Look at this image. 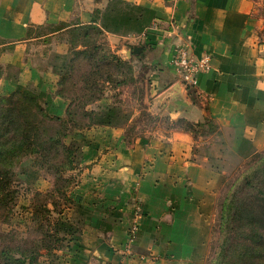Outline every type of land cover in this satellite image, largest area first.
Wrapping results in <instances>:
<instances>
[{
  "label": "crops",
  "instance_id": "crops-1",
  "mask_svg": "<svg viewBox=\"0 0 264 264\" xmlns=\"http://www.w3.org/2000/svg\"><path fill=\"white\" fill-rule=\"evenodd\" d=\"M95 15L113 48L138 43L135 62L149 66V109L200 132L176 128L126 147L114 122L103 125L105 132L87 131L81 165L89 169L75 189L82 204H94L93 214L87 209L88 224L55 251L52 264H204L219 195L246 160L264 151V42L250 7L246 0H0L7 47L0 52V95L31 90L50 115L63 117L67 101L55 92L64 53L37 64L27 52L34 40L28 31L63 26L57 35L92 24ZM180 45L210 58L211 70L192 89L170 66ZM136 208L139 230L129 242Z\"/></svg>",
  "mask_w": 264,
  "mask_h": 264
},
{
  "label": "rangeland",
  "instance_id": "rangeland-1",
  "mask_svg": "<svg viewBox=\"0 0 264 264\" xmlns=\"http://www.w3.org/2000/svg\"><path fill=\"white\" fill-rule=\"evenodd\" d=\"M246 1L250 7L251 16L257 23V36L264 42V0ZM62 27L32 28L31 38L34 40L29 44L27 52L37 64L40 63L44 66L52 64L59 58L58 54L64 53L66 67L61 71V81L58 83L56 94L67 100L66 104L69 105V110L72 112L71 119L73 121H68L70 118H64L68 131L64 142L72 149L73 168L63 172L60 177L53 170L45 167V164L35 163L33 157L23 158L14 171L15 176L11 185L13 196L9 207L6 211L0 209L1 231L13 230L22 235L23 240L19 242L21 245H24V242L26 245H30L31 241H34L40 246L39 240L43 236V231H33L27 227L31 225L32 214L40 208L39 206H47L52 222L58 223L56 227L50 226V229L53 232L56 229L60 241L51 254L39 257V262L36 264H52L56 256L55 251L58 248L66 247L75 238V235L82 233L88 224L85 219L91 218V214H93L94 204H82L75 189L83 182L86 170L89 169V166L81 165L83 147L88 143L85 135L87 131L93 127L94 130L105 132L103 125H111L114 122V125L123 128L122 141L124 145L131 147L139 138H162L171 130L176 129L177 125L178 127L182 126V124L179 125L175 123L176 121L170 120L162 110L151 111L149 109V103L153 99L149 66L135 62L141 52L137 56L131 55L133 58L131 57L130 61L124 60L126 58L124 51L129 48L131 51L133 46H138L137 42H127L123 44L124 46L119 45V47L113 48L104 34L99 35L92 30L88 32V38L84 36L85 27L82 26L61 34H53L55 30ZM3 45L0 41V52L7 48ZM84 46H88L86 48L88 52H96L95 59L99 61L91 63L83 55L76 57V52L84 50ZM93 47H96V51ZM112 56L125 62L126 66L121 68L114 66V62L111 63ZM101 57L108 58V61L102 60ZM99 69L100 74H98ZM91 72L95 73L92 77L97 80L98 91H86L91 88H87L88 81L85 82L91 77ZM94 97L97 99L91 100ZM84 109L92 113L90 119L83 115ZM197 127L198 125L193 130L194 134L200 132ZM257 155L260 158L264 157V151L258 152L246 160L229 177L219 195L211 230L210 254L204 264H208L217 250L220 225L225 212L223 206L227 202V196L232 191H238L239 195L243 191L242 197L253 198L256 196V189L260 188L261 183L264 182V177L259 176L253 179L252 190L244 188L243 179L258 165L259 159L255 158ZM63 161H65L63 156H59L54 163L59 165ZM62 176L67 180L62 184L67 200L56 194L47 198L37 195L48 194L47 192L52 191L55 184H60L56 179L60 180ZM236 185L238 187L235 188ZM54 202H58L59 205L57 206ZM87 209L92 210L91 214ZM39 214L42 215L41 212ZM88 214L90 216L86 217ZM235 238L238 237L235 235ZM1 244L0 241V246ZM41 252V254L44 253L43 250Z\"/></svg>",
  "mask_w": 264,
  "mask_h": 264
},
{
  "label": "trees",
  "instance_id": "trees-1",
  "mask_svg": "<svg viewBox=\"0 0 264 264\" xmlns=\"http://www.w3.org/2000/svg\"><path fill=\"white\" fill-rule=\"evenodd\" d=\"M95 14L97 13L95 12ZM96 20L95 15L92 24L82 26L85 27L84 36L87 38L88 32L92 30L103 35L102 30L95 25ZM31 29L27 35L29 38ZM87 47L84 46V50L76 52V57L83 55L91 63L99 61L95 59L96 52H88ZM93 48L96 51V47ZM101 58L108 61L106 57ZM111 60V63L114 62V66L117 68L126 66V63L116 56H112ZM100 73L99 69L98 74ZM3 74L4 67L0 64V78ZM93 74L95 73L91 72V77L85 81H88L87 88L91 87L90 89L85 88L86 91H98V83L92 77ZM60 81L59 78L57 86ZM189 93L191 94V92ZM93 99L96 100L97 97L91 100ZM83 111L84 116L89 119L92 117L91 112L85 111V109ZM65 117L70 118L68 121H73L69 105L63 117L50 115L40 102L39 96L31 90L18 88L9 95H0V209L6 211L9 207L13 196L11 185L15 176L14 171L23 158L33 157L35 163L45 164V167L53 170L60 177L63 172L72 170V149L64 142L68 135L67 124L64 122L66 121ZM175 123L182 124L180 127L177 125V129L189 132H193L197 126L184 120H176ZM59 156H63L65 161L57 165L54 161ZM256 157L259 159L258 165L243 179L244 188L246 187L248 190H252L254 178L264 177V157H262L263 159L259 155ZM56 181H59L60 184H55L53 190L47 192L48 194L37 195L47 198L56 194L67 200L62 186L67 182L66 178L62 176L60 180L56 179ZM236 187L238 186L236 185ZM241 192L243 193V191ZM242 193L239 195L238 191H232L226 198L227 202L223 206L225 212L220 225V239L217 250L208 264H264V182L261 183L260 188L256 189L255 197H242ZM54 203L59 205L58 202ZM39 207L32 214L31 225L27 229L43 231V236L39 240L40 246L34 241H31L30 245H26L25 242L24 245H21L19 242L23 240L22 235L13 230L8 232L0 230V241L2 242L0 264H36L39 262V257L49 255L56 249L60 240L56 229L53 232L50 226L56 227L58 223L52 222L47 206ZM48 226L49 228H47ZM235 235L238 237L237 239ZM42 250L43 254H41Z\"/></svg>",
  "mask_w": 264,
  "mask_h": 264
},
{
  "label": "built area",
  "instance_id": "built-area-1",
  "mask_svg": "<svg viewBox=\"0 0 264 264\" xmlns=\"http://www.w3.org/2000/svg\"><path fill=\"white\" fill-rule=\"evenodd\" d=\"M170 66L187 89L196 87L197 76L199 74L207 73L211 70L209 56L203 55L199 58H196L194 55H192L188 46L186 45L175 47L170 60ZM138 217L139 209L136 208L134 219L131 222L128 230L129 242H132L135 239L139 230Z\"/></svg>",
  "mask_w": 264,
  "mask_h": 264
},
{
  "label": "water",
  "instance_id": "water-1",
  "mask_svg": "<svg viewBox=\"0 0 264 264\" xmlns=\"http://www.w3.org/2000/svg\"><path fill=\"white\" fill-rule=\"evenodd\" d=\"M139 51H140V47H139V46H133V47H132V50L129 51L128 55H129V56H130V55H136V54L139 53Z\"/></svg>",
  "mask_w": 264,
  "mask_h": 264
}]
</instances>
